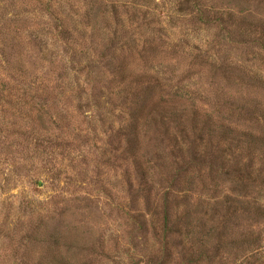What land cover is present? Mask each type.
Instances as JSON below:
<instances>
[{"label":"rangeland","instance_id":"1","mask_svg":"<svg viewBox=\"0 0 264 264\" xmlns=\"http://www.w3.org/2000/svg\"><path fill=\"white\" fill-rule=\"evenodd\" d=\"M0 264H264V0H0Z\"/></svg>","mask_w":264,"mask_h":264}]
</instances>
